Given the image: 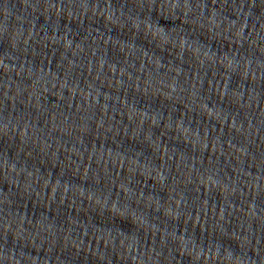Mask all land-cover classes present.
Listing matches in <instances>:
<instances>
[{"label":"water","instance_id":"water-1","mask_svg":"<svg viewBox=\"0 0 264 264\" xmlns=\"http://www.w3.org/2000/svg\"><path fill=\"white\" fill-rule=\"evenodd\" d=\"M0 264H264V0H0Z\"/></svg>","mask_w":264,"mask_h":264}]
</instances>
